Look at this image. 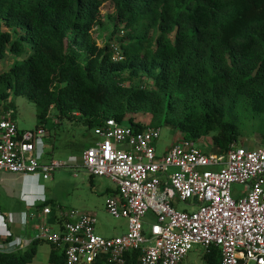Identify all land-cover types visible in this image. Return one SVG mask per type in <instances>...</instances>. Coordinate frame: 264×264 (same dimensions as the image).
Returning <instances> with one entry per match:
<instances>
[{
  "label": "trees",
  "instance_id": "trees-1",
  "mask_svg": "<svg viewBox=\"0 0 264 264\" xmlns=\"http://www.w3.org/2000/svg\"><path fill=\"white\" fill-rule=\"evenodd\" d=\"M108 3L118 41L100 46L93 31ZM8 58L0 100L27 97L36 129L54 111L58 124L88 130L115 119L137 131L169 127L192 144L212 136L217 154L243 131L264 147V0H0V63ZM43 243L48 263L63 264L44 241L0 254V264H35ZM138 259L130 252L125 264ZM220 262L218 249L205 251L203 264Z\"/></svg>",
  "mask_w": 264,
  "mask_h": 264
},
{
  "label": "built area",
  "instance_id": "built-area-1",
  "mask_svg": "<svg viewBox=\"0 0 264 264\" xmlns=\"http://www.w3.org/2000/svg\"><path fill=\"white\" fill-rule=\"evenodd\" d=\"M122 59L116 52V60ZM11 107V98L0 100V172L50 180L62 165L37 157L36 144L45 128L20 131ZM161 131H137L109 119L93 130L96 141L83 152L81 167L116 186L105 207L113 218L127 220L126 235L104 238L96 233L95 217L63 210L58 231L42 221L33 239L11 237L0 246V254H16L44 241L63 252V264L103 259L125 264L130 252L139 254V264H183L199 246L218 249L220 264H264V147L247 150L233 144L225 154L207 153L177 131L158 157L155 145ZM233 185L244 186L246 192L233 195ZM178 203L187 209L178 210ZM149 213L156 222L146 233ZM42 214L49 216L51 209L43 208Z\"/></svg>",
  "mask_w": 264,
  "mask_h": 264
},
{
  "label": "rangeland",
  "instance_id": "rangeland-1",
  "mask_svg": "<svg viewBox=\"0 0 264 264\" xmlns=\"http://www.w3.org/2000/svg\"><path fill=\"white\" fill-rule=\"evenodd\" d=\"M113 5L108 3L100 11L101 25L94 29L93 35L100 46L108 43H117L116 37H112L113 25L108 17L113 15ZM13 63L12 59H7L0 63V72L9 68ZM13 120L20 131H34L38 121L34 103L25 96H11ZM143 123H148V118H143ZM46 135L37 142V157L42 162H50L54 159L62 165L53 173V178L45 181L28 179L16 183H0V236L6 233L7 218L15 213L22 212L31 218L38 214V209L49 200L56 199V203L65 211L75 210L95 216L97 220L96 231L104 238L124 236L127 234V220L115 219L108 214L105 201L109 190H116V186L107 178L91 177V175L81 167L83 152L92 146L95 136L93 130H88L79 123L62 121L54 117V111L50 116L48 124L45 126ZM177 131L169 127H163L160 140L156 143V153L158 157L164 155L165 149L171 145L177 135ZM257 135L242 132L237 145L247 150L262 148V144L257 140ZM197 149L207 153H215L212 148V136H208L193 144ZM170 169L169 172H175ZM2 173V172H0ZM12 176L13 174L4 173ZM22 177V175H19ZM25 178V177H24ZM57 182L54 184V181ZM35 180L32 184V181ZM10 181V180H7ZM246 188L242 185H233V195L245 193ZM49 205V204H48ZM178 210H185L184 203L177 204ZM4 217H7L4 219ZM156 222L154 214L149 213L144 219V230L149 233L150 226ZM31 227V224H29ZM50 228L58 231V227L53 223ZM28 249L18 252L23 255ZM50 245L47 243L38 246L35 264H44L50 253ZM205 249L196 246L185 259L183 264H203Z\"/></svg>",
  "mask_w": 264,
  "mask_h": 264
},
{
  "label": "crops",
  "instance_id": "crops-1",
  "mask_svg": "<svg viewBox=\"0 0 264 264\" xmlns=\"http://www.w3.org/2000/svg\"><path fill=\"white\" fill-rule=\"evenodd\" d=\"M95 141H96V138L93 141V143ZM93 143H92V145H93ZM51 161H55V160L51 159ZM40 178H41L40 176H22V177H20L19 175L10 176L8 174L0 173V183L9 182L11 184L12 183L18 184V182H20L21 180H28V179L39 180ZM52 178H53V176L51 177V179ZM7 180H10V181H7ZM35 180L32 181V184ZM56 182H57V179H56V181H54V184H56ZM108 194H109L108 196L114 195L115 190H109ZM52 198H53V196H52ZM52 198L48 202L49 205L44 204V206H41L38 209V214L37 215L33 214L31 216V218H29L27 216L28 214L26 215L22 212L13 214L10 218V221L12 223H10V224L6 223V226H7L6 233L0 236V246H2L6 242L7 239H11V237L21 238L22 240H28V241L33 239L34 234L39 230L38 228H40L43 223L48 224L47 226H49V227L53 223H55L58 227V230H59L61 227L60 211H63V209L60 205H58L56 203V201H55L56 199H52ZM46 207L51 209V214L49 216H44L42 214L43 208H46ZM5 218H7V217H4V219ZM7 219H9V218H7ZM42 221H43V223H42ZM29 224H31V227H29ZM96 233H97V231H96ZM118 236H116V237H118ZM114 237H109V238H114ZM49 256H50V253L47 257V261L44 264L48 263Z\"/></svg>",
  "mask_w": 264,
  "mask_h": 264
}]
</instances>
